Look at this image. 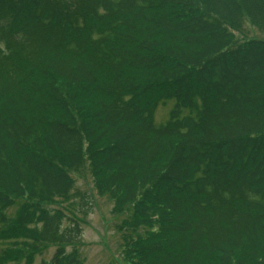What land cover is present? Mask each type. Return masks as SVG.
Returning <instances> with one entry per match:
<instances>
[{"label":"trees","instance_id":"1","mask_svg":"<svg viewBox=\"0 0 264 264\" xmlns=\"http://www.w3.org/2000/svg\"><path fill=\"white\" fill-rule=\"evenodd\" d=\"M246 21L264 31V0H0V264L52 245L38 264H82L80 219L55 206L85 168L126 215L130 264H264V38L236 41Z\"/></svg>","mask_w":264,"mask_h":264},{"label":"rangeland","instance_id":"2","mask_svg":"<svg viewBox=\"0 0 264 264\" xmlns=\"http://www.w3.org/2000/svg\"><path fill=\"white\" fill-rule=\"evenodd\" d=\"M228 29L231 30L229 27ZM231 32L236 41L264 38V31L253 27L249 21H246L241 30ZM171 107L172 102L161 103L155 111V121H164ZM72 176L75 179V193L71 198L74 205L72 202H65L55 207L61 208L69 217L76 214L80 219L82 233L75 250L82 264H130L124 254V236L119 226L126 215L113 214V203L107 197L96 194L93 180L86 168L81 173H73ZM55 248L53 245L45 247L35 257L33 264H38L41 258L50 259Z\"/></svg>","mask_w":264,"mask_h":264}]
</instances>
